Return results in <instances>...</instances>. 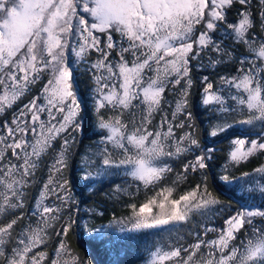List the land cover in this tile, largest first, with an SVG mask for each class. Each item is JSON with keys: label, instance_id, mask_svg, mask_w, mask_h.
Segmentation results:
<instances>
[{"label": "snow or ice", "instance_id": "snow-or-ice-1", "mask_svg": "<svg viewBox=\"0 0 264 264\" xmlns=\"http://www.w3.org/2000/svg\"><path fill=\"white\" fill-rule=\"evenodd\" d=\"M80 64L103 135L77 171L88 182L122 172L130 183L115 191L146 195L108 227L160 237L144 264H264V203L231 211L209 190L203 173L215 149L200 143L188 110L194 67L234 66L200 80L209 135L260 128L255 139L230 141L225 172L264 154V0H0V264H92L65 239L78 204L63 172L82 129ZM234 116L243 118L229 123ZM49 156L26 213L28 190ZM174 162L182 171L166 184ZM196 173L201 181L177 193ZM221 180L254 182L264 194V164ZM53 236L59 242L50 255L43 248Z\"/></svg>", "mask_w": 264, "mask_h": 264}, {"label": "trees", "instance_id": "trees-1", "mask_svg": "<svg viewBox=\"0 0 264 264\" xmlns=\"http://www.w3.org/2000/svg\"><path fill=\"white\" fill-rule=\"evenodd\" d=\"M235 10L230 15H234ZM257 30L259 25L257 24ZM241 51H244L241 48ZM207 61H205L206 63ZM234 70V66L220 65L215 70L207 68L199 70L196 67L192 70L193 86L189 92L188 110L192 112L195 120V133L202 145L214 148L213 159L209 162L210 167L204 171L203 175L207 177L209 190L213 192L225 205H231V211L238 210L242 204L260 205L264 203V194L252 182L251 184H225L221 176L228 175L239 177L244 172L251 173L253 169L264 164V154H257L247 161L236 165H229L227 171L224 165L228 159L230 150V141L233 138L255 139L260 128H251L249 126L237 125L235 128L222 133L217 137H212L209 133L212 131L207 120V113L201 104L202 84L200 82L203 76H208L215 81L217 73L223 74ZM78 94L82 104V129L74 133L76 144L72 148V155L68 161V167L64 169L63 177L69 180L73 185V191L78 204H73L72 218L76 221L73 229L65 238L72 250L81 257L91 259L92 264H111L119 260L120 264H144V261L155 241L160 239L159 236L144 233H120L115 226L108 227L113 216L121 218L126 217L130 210L126 207L128 203L143 202L146 199L145 192L141 190L136 198L130 199L129 196L115 191L117 185L121 188L127 187L130 179L125 177L122 172L110 176L94 177L92 182L83 180L82 173L77 171L80 168V160L85 152L95 150L96 141L99 140L103 132L97 128V117L93 110L92 81L89 75L84 71V65L80 64L76 71ZM169 99H172L169 96ZM106 117L113 115L111 112L105 113ZM0 115V119H3ZM128 119L127 116L124 117ZM156 116V121L159 120ZM242 116L229 117L228 122L242 119ZM51 157H45L40 171L37 173L36 183L28 190V196L25 201L24 211L27 213L34 204L35 197L39 195L42 182L47 177V168L45 165L50 164ZM182 171V163L174 162L173 173L169 174L166 184H171L176 178L175 174ZM202 179L201 174H190L187 182L181 183L177 188V193L182 192L191 185L199 183ZM87 185V186H85ZM134 190V189H130ZM151 194V193H149ZM102 213V215L100 214ZM227 214V213H226ZM216 226L223 224V218H217ZM103 227V232H96ZM166 236V234H164ZM215 234L210 233L208 238H213ZM59 238L53 236L47 243L44 251L50 255L56 248ZM191 237L187 243H191ZM119 249V255L116 254Z\"/></svg>", "mask_w": 264, "mask_h": 264}, {"label": "rangeland", "instance_id": "rangeland-1", "mask_svg": "<svg viewBox=\"0 0 264 264\" xmlns=\"http://www.w3.org/2000/svg\"><path fill=\"white\" fill-rule=\"evenodd\" d=\"M91 59H95V56H93V57H91ZM92 87H93V85H92ZM93 95V94H92ZM8 118L10 119L11 118V116H10V114H8ZM230 151V150H229ZM228 151V152H229ZM229 154V153H228Z\"/></svg>", "mask_w": 264, "mask_h": 264}]
</instances>
